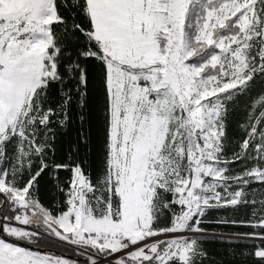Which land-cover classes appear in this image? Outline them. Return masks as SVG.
<instances>
[{"label":"snow or ice","instance_id":"obj_1","mask_svg":"<svg viewBox=\"0 0 264 264\" xmlns=\"http://www.w3.org/2000/svg\"><path fill=\"white\" fill-rule=\"evenodd\" d=\"M257 82L264 0H0V264H78L51 240L88 264H205L208 239L264 264V89L242 102ZM60 170L51 208L37 191Z\"/></svg>","mask_w":264,"mask_h":264},{"label":"trees","instance_id":"obj_2","mask_svg":"<svg viewBox=\"0 0 264 264\" xmlns=\"http://www.w3.org/2000/svg\"><path fill=\"white\" fill-rule=\"evenodd\" d=\"M264 89V85L257 82L252 88L251 93L247 97H242V102H246L251 105L254 98L258 97L261 90ZM245 112L243 109H238L229 120V135L233 140H238L243 138V132L238 127V124L244 120ZM72 136H75V131H73ZM68 136L64 135L58 138L59 150L57 152L56 158L58 160L67 159L68 150ZM99 149L98 147L94 149L93 154L88 161L91 166L89 170L94 171L96 163L98 162ZM82 158V155H81ZM233 167L240 168V164L237 163ZM58 177V179H57ZM69 177V173L64 170H60L55 176L52 173L45 174L40 180L37 195L40 197L42 203L51 208H55L58 201L61 200V196L56 189L57 182L63 184ZM253 187H258V185H253ZM251 209L241 208L234 215L238 218H246L250 215ZM227 215H233L231 209H218L213 210L209 213V218L214 219L216 217H223ZM210 231H215L217 234L221 233H231V232H251L254 229L250 227L243 226H225L209 224L207 225ZM258 243V241H256ZM203 247L208 253V259L205 260V264H254L251 257H244L240 255L243 251L252 250V242H222L220 240L208 239L203 242ZM41 248L52 250L51 253L62 255L69 254L76 256L75 246L68 245L63 242H57L51 240L42 244ZM63 256V255H62ZM66 258V257H65ZM81 258V257H80ZM72 260V259H71ZM80 262V261H78Z\"/></svg>","mask_w":264,"mask_h":264},{"label":"water","instance_id":"obj_3","mask_svg":"<svg viewBox=\"0 0 264 264\" xmlns=\"http://www.w3.org/2000/svg\"><path fill=\"white\" fill-rule=\"evenodd\" d=\"M41 251H44V252H52V250L50 249H45V248H40ZM62 255L68 259H72V260H76V261H80V262H86V260L84 258H80L78 256H75V255H69V254H64L62 253Z\"/></svg>","mask_w":264,"mask_h":264},{"label":"built area","instance_id":"obj_4","mask_svg":"<svg viewBox=\"0 0 264 264\" xmlns=\"http://www.w3.org/2000/svg\"><path fill=\"white\" fill-rule=\"evenodd\" d=\"M76 256L81 257V258H84L86 260V262H78V264H88L87 256L81 255L79 249L76 250Z\"/></svg>","mask_w":264,"mask_h":264},{"label":"rangeland","instance_id":"obj_5","mask_svg":"<svg viewBox=\"0 0 264 264\" xmlns=\"http://www.w3.org/2000/svg\"><path fill=\"white\" fill-rule=\"evenodd\" d=\"M22 227H29V226H22Z\"/></svg>","mask_w":264,"mask_h":264}]
</instances>
